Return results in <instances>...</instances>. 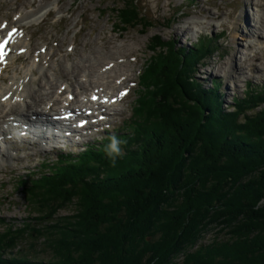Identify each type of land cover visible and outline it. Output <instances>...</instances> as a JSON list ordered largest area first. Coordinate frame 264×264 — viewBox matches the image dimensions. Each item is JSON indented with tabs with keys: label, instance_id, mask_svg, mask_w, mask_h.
<instances>
[{
	"label": "trees",
	"instance_id": "trees-1",
	"mask_svg": "<svg viewBox=\"0 0 264 264\" xmlns=\"http://www.w3.org/2000/svg\"><path fill=\"white\" fill-rule=\"evenodd\" d=\"M124 10L116 13L128 23ZM219 39H199L188 51L172 48L148 63L145 86L158 87L161 101L156 98L157 109H148L149 119L139 118L124 139L115 136L124 142L123 157L106 151L112 134L101 147L90 144L62 153L58 161L44 162L38 173L20 178L36 215L0 233V264H264V86L250 84L228 111L219 105V86L205 88L188 69L205 59L207 47H216ZM156 70L166 82L165 92L159 79H151ZM141 98L146 99L142 107L150 104L146 94ZM137 138L139 148L133 149ZM113 159L115 172L99 175ZM161 167L165 177L156 171ZM247 173L252 176L241 183L239 177ZM156 179L167 180L162 191L145 186L140 197L155 199L140 200L146 209L133 212L137 197L126 196L128 189L145 180L163 186ZM71 204L75 213L57 219L59 210ZM212 226H224L229 237L199 244ZM33 233L51 257L35 255L38 245L8 254Z\"/></svg>",
	"mask_w": 264,
	"mask_h": 264
},
{
	"label": "rangeland",
	"instance_id": "rangeland-1",
	"mask_svg": "<svg viewBox=\"0 0 264 264\" xmlns=\"http://www.w3.org/2000/svg\"><path fill=\"white\" fill-rule=\"evenodd\" d=\"M46 2H53V7L40 22L27 23L20 27L24 38L30 39L34 49L32 53L44 49L43 53L46 54L40 55L42 65L52 56V60L47 65L52 68L48 72L62 74L63 80L67 78L66 73L68 72L70 73L69 78L74 76L71 70L75 63L80 61L97 63L105 57L108 62L119 57L122 63L121 67L124 68L121 74H125L124 83L120 84V88H123L120 91L123 97L112 106L118 108L117 112L110 109L108 116L100 113L91 114L90 121L93 124H89L90 127H85L82 132L78 130L74 135H68L66 138L60 136L58 131H47L43 134L47 140L37 141L38 139L35 138L38 137V132L35 129L27 131L23 125L22 128L16 125L14 129L15 124L8 122L7 128H9L10 135H8L6 145L14 159L0 164V233L7 230L10 225L21 227L36 215L27 205V199L22 188L19 187L18 183L21 177L26 178L32 173H38L44 168L42 165L44 162H56L63 152L81 151L87 144L101 147L105 137H110L112 134L124 139L125 132L132 130L131 126L141 123L139 118L146 119L148 109L152 111L157 109L158 87L151 85L150 88H146L145 86L148 63L155 60V57H165L172 48L176 51L180 49L188 51L192 47V43H197L199 39L214 40L220 37L215 43L216 47H207L205 59L197 60L195 66L194 64L188 66V69L193 72V76H191L202 81L205 88L219 86L218 91L222 94L223 100V103L219 105L228 111H232L234 101L236 98L240 100L244 96L250 84L264 86V31L259 23L261 18H264L261 17L264 15V0H0V23L1 21L14 20L17 13L21 12L19 10L23 5L25 8L22 9H33L27 12H35L36 9H40V3ZM130 2L137 7L130 8ZM257 8L260 11L254 15V10ZM118 9H125L126 14L124 13V15L130 22L123 23L124 21L120 20L116 13ZM254 18L255 21L259 19L256 30L258 33H263V36L252 37L255 47L247 52L245 50L244 53L242 51L245 47L243 44L251 38L247 31L256 28ZM194 23H197V26L194 27ZM222 31L224 33L221 34ZM14 45L10 42L9 47L13 48ZM20 51V49L15 52L11 50L10 53H26ZM182 60V62H186V59L182 58ZM228 62L232 63L233 74L228 72L229 69H226ZM30 63L31 60L27 54H23L22 57L15 60V65L24 69ZM11 69L12 67H8L6 70L11 72ZM38 70L35 71L37 73L36 83L43 80ZM157 71L156 74L155 72L151 74V79L156 80L154 77L159 79L162 83V91H166V82L162 81V77L159 75L160 70ZM75 74H79V72ZM6 77L9 76L6 75ZM106 84L105 86H107ZM145 89L149 90L148 95ZM118 91L119 89H116L112 93L117 95ZM145 94L149 98L150 106L142 107V103L146 99L143 101L140 99H142L141 95L143 97ZM160 101L161 99H159ZM85 105L89 106L86 103ZM85 109L86 107H83L84 111ZM160 114L163 118L162 111ZM155 118L157 117L155 116ZM162 118L160 117L161 120ZM164 120H166L165 117ZM23 121L25 120L23 119ZM59 121L63 122L64 120L60 119ZM71 128L78 129L76 121L71 124ZM107 129L112 132L108 134ZM115 130L119 132H115ZM139 141V138L135 141L132 140L133 149L139 148ZM119 147H124V142L121 141ZM122 149L121 156L123 157L126 152ZM110 165H114L113 160L111 163H107L104 171L99 175L113 174L115 171L110 169ZM165 170V167L156 169L163 177L165 176L162 172ZM151 174L153 177L159 176L154 171ZM251 174L247 173L239 177L240 182L246 183L250 179L249 176H252ZM154 181L163 182V186L145 180V182H141V185L138 181L136 184L133 183L128 189L126 196L135 194L137 197V204L133 203L131 206L133 212L138 213L141 207L144 208L145 204H140V200L146 203L153 202L155 199L148 198L152 194H147L149 196L145 198L140 197L139 192L145 191V186L154 184L159 191H162L167 180L156 179ZM176 195L174 196L176 197ZM117 197L124 198L122 194ZM162 202V200L158 201V204ZM263 202V200L260 201V205ZM75 211V206L71 204L59 210L57 219L70 216ZM140 215L137 214L136 218ZM218 227L212 226L204 231L199 239V244H208L214 239L229 237L228 229L224 231L221 229L224 226L220 228L221 230ZM35 235L33 233L26 235L25 238L23 236L19 241L20 245L16 249H11L8 254L15 255L20 249L26 252L31 246L38 245V248L41 247V249L33 250L35 255L51 257L50 250L41 244V240H38L39 238Z\"/></svg>",
	"mask_w": 264,
	"mask_h": 264
},
{
	"label": "bare ground",
	"instance_id": "bare-ground-1",
	"mask_svg": "<svg viewBox=\"0 0 264 264\" xmlns=\"http://www.w3.org/2000/svg\"><path fill=\"white\" fill-rule=\"evenodd\" d=\"M52 7L53 2L40 3V9H36L35 12H27L33 9H22L25 8L23 5L19 10L21 12L17 13L14 20L1 21L0 23V42L5 38V36L2 38L4 32L9 34L10 30H14V34L10 36L11 42L15 44L12 50L15 52V50L20 49V52H26L21 54L3 53L2 58H0V164L14 159L12 152H10V149L6 145L8 143V135H10L8 132L9 128H7L8 122L17 124L21 121L20 123L25 126L28 122H31L27 127L35 129L38 132V137L35 139H38L37 141H46L47 137L43 134L47 133V131L57 130V126H54V120H57L54 118V115L59 114V112L67 113L74 110L80 116L77 122L83 121L86 117V112L82 110L86 106L85 103L91 104L92 106L87 105L88 107L86 109L92 108L102 113V115H107L109 109L105 105H115L112 102L116 96L112 92L116 89H121L120 84L124 83L123 79L125 78V74H121L124 68L121 67L122 63L119 57L111 59L108 62H106L107 58L105 57L97 63H84L82 61L75 63L71 70L74 76L69 78L70 73L68 72L66 73L67 78L64 80L61 78L62 74L48 72L52 68L47 66L49 64L48 62L52 60V56L49 61L46 60L44 65H42L40 55L46 54L43 53L45 50L41 49L40 51L42 52L32 53L34 49L31 46L30 39L24 38L20 27L23 24L40 22ZM258 11H260L259 8L255 9L254 15ZM23 12L27 13L24 14ZM261 17H264V15ZM258 21L259 19L255 21L254 18V22H256L254 24L255 26ZM259 23L264 31V18H261ZM194 24V27L197 26V23ZM257 28L256 26L255 29L249 32L247 31L251 38L243 44L245 46L242 50L244 53L245 50L247 52L248 50L254 49L255 43L252 37L263 36V33H258ZM23 54H27L31 60V63L25 69L19 65H15V60L18 57H22ZM8 67H12L11 72L6 70ZM231 67L232 63L228 62L226 69H229L228 72L230 73H232ZM36 69H39L38 71L43 78L38 83L35 82L37 79ZM118 69L119 71L117 72ZM76 72H79V74H75ZM6 75L9 77L7 78ZM91 76H93L92 79H89ZM72 79L74 80L72 81ZM97 89L98 91H96ZM95 94L98 95V99L93 100ZM112 109L116 110V107ZM68 131L71 132V130H67V133ZM63 132L65 133V130Z\"/></svg>",
	"mask_w": 264,
	"mask_h": 264
},
{
	"label": "clouds",
	"instance_id": "clouds-1",
	"mask_svg": "<svg viewBox=\"0 0 264 264\" xmlns=\"http://www.w3.org/2000/svg\"><path fill=\"white\" fill-rule=\"evenodd\" d=\"M120 141L115 137H111V143L107 146V153L110 157L120 156L122 155V151L119 147ZM114 162V159H113Z\"/></svg>",
	"mask_w": 264,
	"mask_h": 264
},
{
	"label": "snow or ice",
	"instance_id": "snow-or-ice-1",
	"mask_svg": "<svg viewBox=\"0 0 264 264\" xmlns=\"http://www.w3.org/2000/svg\"><path fill=\"white\" fill-rule=\"evenodd\" d=\"M3 47V45L2 44H0V48H2ZM2 56H3V52L2 51H0V58H2ZM93 99H98L97 97H93Z\"/></svg>",
	"mask_w": 264,
	"mask_h": 264
}]
</instances>
